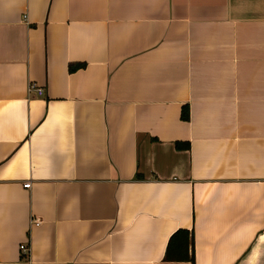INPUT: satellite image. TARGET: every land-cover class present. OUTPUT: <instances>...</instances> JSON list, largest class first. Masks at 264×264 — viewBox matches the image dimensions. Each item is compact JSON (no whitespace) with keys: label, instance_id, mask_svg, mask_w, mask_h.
Masks as SVG:
<instances>
[{"label":"crops","instance_id":"0c3cea01","mask_svg":"<svg viewBox=\"0 0 264 264\" xmlns=\"http://www.w3.org/2000/svg\"><path fill=\"white\" fill-rule=\"evenodd\" d=\"M0 264H264V0H0Z\"/></svg>","mask_w":264,"mask_h":264},{"label":"trees","instance_id":"16d2710c","mask_svg":"<svg viewBox=\"0 0 264 264\" xmlns=\"http://www.w3.org/2000/svg\"><path fill=\"white\" fill-rule=\"evenodd\" d=\"M79 64H70L69 69H74ZM189 113L187 106H183L181 109V118L188 119ZM177 147H186L187 143L182 141H177ZM192 242V234L187 229H178L171 234L168 243L166 245L164 259L166 260H192L193 254L190 250Z\"/></svg>","mask_w":264,"mask_h":264},{"label":"built area","instance_id":"2783aa9c","mask_svg":"<svg viewBox=\"0 0 264 264\" xmlns=\"http://www.w3.org/2000/svg\"><path fill=\"white\" fill-rule=\"evenodd\" d=\"M27 90H28V92H30V91L33 90V91H35L37 94L42 93V88H41L40 86L35 85V84L32 83V82L29 83ZM24 185H25V186H28L29 183H25ZM32 220H33V222L36 223V224H38V223L40 222V220H38V219H36V218H35V219L32 218ZM20 248H21L23 251H26V250H27V247L25 246L24 243L20 244Z\"/></svg>","mask_w":264,"mask_h":264}]
</instances>
